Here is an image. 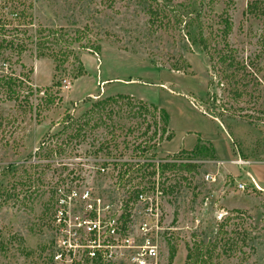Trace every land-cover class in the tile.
Masks as SVG:
<instances>
[{
	"label": "rangeland",
	"instance_id": "1",
	"mask_svg": "<svg viewBox=\"0 0 264 264\" xmlns=\"http://www.w3.org/2000/svg\"><path fill=\"white\" fill-rule=\"evenodd\" d=\"M151 1L161 19L139 0H0L14 45L0 50V264H54L55 162L145 158L195 166L166 171L175 232L159 242L160 264H185L196 246L191 264H264V191L252 179V163L264 165V0L254 15L251 0Z\"/></svg>",
	"mask_w": 264,
	"mask_h": 264
},
{
	"label": "built area",
	"instance_id": "2",
	"mask_svg": "<svg viewBox=\"0 0 264 264\" xmlns=\"http://www.w3.org/2000/svg\"><path fill=\"white\" fill-rule=\"evenodd\" d=\"M176 165L191 164L149 158L55 162L59 170H53L49 187L54 196L52 262L160 264L159 242L175 232L165 226V190L170 194L173 186L163 184L171 177L166 171ZM97 175L113 185L111 195L95 186ZM205 180L215 181L211 175ZM237 188L246 186L238 184Z\"/></svg>",
	"mask_w": 264,
	"mask_h": 264
},
{
	"label": "trees",
	"instance_id": "3",
	"mask_svg": "<svg viewBox=\"0 0 264 264\" xmlns=\"http://www.w3.org/2000/svg\"><path fill=\"white\" fill-rule=\"evenodd\" d=\"M5 1V0H3ZM6 4H8V0H6L5 2ZM139 3L143 6V8L145 9V13L146 15L149 16L148 20H158L159 18L161 19V9L159 8L158 5H154V1H148V0H139ZM258 0H251L248 4H247V11L246 13L250 14V15H254L258 10ZM5 5V4H4ZM5 7V6H4ZM11 7V6H10ZM2 7H0V50L3 51V50H6V49H9V48H12L14 47L13 45V41L12 40H8L6 37H5V24H3V22L1 20H8V18L6 17V13L3 12V10L1 11ZM11 15V18H13V20H22V19H26V10H22L20 8V5H13V11L10 13ZM262 15L264 16V13L262 12ZM156 22H152V25H155ZM231 31V23L228 22V21H225V26L223 28V37L225 38L226 36H228V34L230 33ZM200 42V45H204L203 41L200 39L199 40ZM192 43H195L193 40H192ZM18 50H17V55H21L24 51H25V46H23L22 44L20 46H17ZM16 83V80L15 78L13 77H6V80L3 84L4 88L6 89V97L10 100H14L16 99L15 97V92L13 90V87L14 85L12 84H15ZM117 98H124L123 96H119ZM116 98H113V97H109L103 101H100V102H96V106H99V105H103V104H106V103H109V102H113ZM55 102V96H52V95H48L47 96V104H54ZM165 120H167V117L165 115ZM198 146L195 147V150H198L197 148ZM186 167H195V166H192V165H188ZM164 168H168V166H165ZM14 198V195L13 193H8V190L5 191V198L3 201L7 202L8 200ZM196 251L197 252H192L191 248H188L187 250V255H186V259H185V264H191L192 260L194 257H200L202 256L203 254H201V249L199 246H196ZM207 258H211V255H208ZM195 262V261H194Z\"/></svg>",
	"mask_w": 264,
	"mask_h": 264
},
{
	"label": "crops",
	"instance_id": "4",
	"mask_svg": "<svg viewBox=\"0 0 264 264\" xmlns=\"http://www.w3.org/2000/svg\"><path fill=\"white\" fill-rule=\"evenodd\" d=\"M174 137L175 136H173V138ZM252 167H254V169H252V179L258 189L264 191V165H261L260 163H252Z\"/></svg>",
	"mask_w": 264,
	"mask_h": 264
}]
</instances>
